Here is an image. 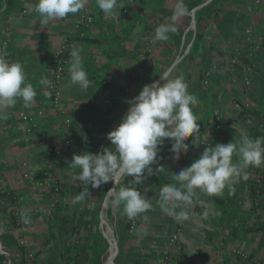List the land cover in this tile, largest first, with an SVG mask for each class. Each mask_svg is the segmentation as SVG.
<instances>
[{
    "label": "crops",
    "instance_id": "0c3cea01",
    "mask_svg": "<svg viewBox=\"0 0 264 264\" xmlns=\"http://www.w3.org/2000/svg\"><path fill=\"white\" fill-rule=\"evenodd\" d=\"M129 1H121L124 10ZM176 1H164L162 13L155 23H140L136 27L124 43V59L117 64L104 55L107 53L120 58V46L115 43L118 34L115 23L98 28L94 37L97 43H78L91 83L87 91H82L71 82L67 66L60 85V109L76 115L70 131L72 146L61 160L49 162L45 156L47 144L60 148L64 134L61 114L45 106L47 99L40 81L46 78V69L54 62V54L62 46L75 18L69 15L45 26L34 11L37 0H0V51L10 62L19 61L24 65L27 82L37 92L31 107L26 108L22 101H18L14 107L0 110V181L14 185L13 180L22 174L24 163L30 173L29 180L22 186L13 187L11 196L0 184V264H104L109 243L99 228L100 219L102 224L104 222L103 213L106 221L110 215L114 217L108 229L115 242L114 264L162 263L176 221L156 205L157 193L164 184L173 183L170 173H178L190 166L202 150L190 145L187 154H182L176 161L169 151L170 142L165 139L159 153L162 157L159 163L165 170L147 177L144 183L137 186L152 201L153 207L141 214L133 235L128 234L123 207H115L110 212L109 201L105 200V194L110 189L109 182L99 188L88 185L90 197L83 203L73 204L72 198L84 188L77 179L79 170L73 172L69 163L74 154L85 151L94 154L101 143L105 147L111 146L106 134L119 124L129 101L145 85L148 62L157 59L161 62L162 46L169 40L153 43L154 32L156 27L165 24L162 17ZM254 1L225 11L217 24L207 28L206 36L200 42V52L193 62L188 61L187 55L182 56L194 42L193 31L190 30L192 22L184 29L181 45L168 50L170 61L161 76L169 70V78L182 75L189 92L198 97L199 104L193 111L199 118L197 123L201 138L206 136L213 112H218L226 122L223 138L209 140L213 147L239 140L242 135L253 139L264 137V49L254 55L252 80L247 88L243 87L240 74L241 67L247 62L240 60L234 68L229 65L231 50L246 27L251 26L255 33L264 37V20L260 18L252 22V17L260 15L262 0L258 6L252 5ZM187 33L189 38L185 40ZM132 70L136 71V77L128 83ZM114 96H117L115 101L112 100ZM105 102L108 105L103 113ZM40 108H44V114L37 117L36 112ZM22 112L35 118L38 125L36 132L26 133V126L19 118ZM191 140L192 137H189L186 143ZM233 162L239 163V157L234 156ZM254 168L246 170L247 180L241 179L236 183L234 191L226 188L220 196L203 192L195 206L186 210L189 218L182 222V252L179 261L174 260L173 264H249L227 257L232 249L240 250L264 264V227L260 231L255 230L259 225L252 204ZM46 171L59 187L60 200L53 211L48 209L50 195L43 179ZM131 180V177L123 179L121 187ZM14 197L22 198L23 215L30 220L28 224L24 223V227L32 258H27L17 245V232L12 227ZM87 205H90L89 209H85ZM79 207L84 210L77 212ZM262 208L264 210V198Z\"/></svg>",
    "mask_w": 264,
    "mask_h": 264
},
{
    "label": "clouds",
    "instance_id": "9594fccd",
    "mask_svg": "<svg viewBox=\"0 0 264 264\" xmlns=\"http://www.w3.org/2000/svg\"><path fill=\"white\" fill-rule=\"evenodd\" d=\"M87 3L88 0H37L34 11L40 16L41 24L46 26L51 21L85 10ZM96 5L106 17L116 16L123 7L119 0H96ZM188 14L184 0H177L174 16ZM175 31L172 24L159 25L153 43L166 41L168 34ZM70 58L71 82L87 91L91 81L85 71L84 57L76 45L71 46ZM160 79L162 83L156 81L143 85L129 101L119 124L106 134L110 147H103L95 154L85 151L73 155L69 164L73 172L79 170L77 179L84 188L72 198L73 204L83 203L90 197L88 185L99 188L111 181L116 186L131 177L132 180L118 190L117 187L109 189L105 200L113 207L123 205V213L129 220L149 211L153 203L137 186L147 177L165 170L159 163L165 139L170 142L169 151L176 161L182 154H187L190 145H205L190 166L178 173H170L173 183L164 184L157 193L156 205L177 222L189 218L185 208L193 203L197 189L211 196L222 195L226 188L234 191L236 183L247 180L249 167L264 165V137L253 139L242 135L239 140L209 146V142L201 139L199 118L193 111L199 99L189 92L184 77L163 75ZM40 83L52 86L47 78ZM36 95L33 85L27 82L24 65L19 61L10 62L0 51V110L12 108L18 101H22L26 108L31 107ZM232 127L236 130L234 124ZM189 137L192 140L186 143ZM234 156L239 157V163L233 162ZM22 220L25 224L30 222L27 215H23Z\"/></svg>",
    "mask_w": 264,
    "mask_h": 264
},
{
    "label": "built area",
    "instance_id": "2783aa9c",
    "mask_svg": "<svg viewBox=\"0 0 264 264\" xmlns=\"http://www.w3.org/2000/svg\"><path fill=\"white\" fill-rule=\"evenodd\" d=\"M260 4V0H255L252 5L258 6ZM252 5L250 4L249 10H251ZM126 11L123 10V14ZM192 12L190 13V15ZM74 16L75 21L71 25L70 31L67 34V37L64 38L62 46L54 54V62L50 64L46 69V78L49 79L52 83V86L44 85L43 91L47 102L45 103L47 109L59 112L61 115V128L64 134V139L60 148H54L51 144H47L45 156L49 162L61 160L70 150L72 146V138H71V127L76 119V115L71 112H64L60 109L61 104V93H60V85L63 81L64 75L66 73V68L70 63V51L71 46L76 45L72 39H84L87 36H94L97 34V29L93 26L94 18L93 14L85 8V10L77 13L70 14ZM191 31H194L193 26L190 27ZM264 49V37L260 34L255 33L254 29L251 26H248L243 31V34L237 44L231 50V56L229 58V65L231 68L237 67V64L240 60H245L247 63L241 67L240 74L242 77L243 87L247 88L251 84L252 80V72L254 69L253 58L257 51ZM188 49H185L182 53V56H186L188 54ZM136 77V71L132 70L128 83L133 82ZM207 84V81L204 82ZM108 102H105V106L103 108V113L106 111V106ZM248 107L247 105H245ZM44 114V108H40L36 112L37 117H41ZM211 121L209 123V128L206 132V136L201 138L203 141L209 142L210 139H222L224 136V129L226 127V122L222 119L221 115L218 112H213L211 115ZM20 120L26 126V133L30 134L37 131V122L34 117L27 115L22 112L19 115ZM207 146V145H206ZM210 146V143H209ZM103 147H105L104 143L99 144L95 148V153L99 152ZM198 147L203 151L205 145L200 144ZM94 153V154H95ZM263 167L261 165L259 167H255L256 170L255 176L253 178V194H252V204L254 209L255 217H261L263 215L262 201L264 198V179H263ZM23 172L17 178L14 179V185L12 184H3L0 181V184L6 190V194L10 196L13 192L14 186H22L26 181L29 180L30 173L29 168L26 163L22 164ZM44 186L50 195V203L48 205V209L53 211L57 208L59 203V187L56 182L53 180L52 176L46 171L43 176ZM123 180H121L122 182ZM112 188L114 184L112 183ZM111 189V188H110ZM203 192L199 189L196 190V194L193 198V203L189 206H186L185 210L191 209L195 206L198 196H201ZM12 216H13V229L17 232V245L22 249L23 253L27 256V258H32L33 254L30 252L29 247L26 242V230L24 227V223L22 220L23 216V201L20 197L12 198ZM90 205H87L85 209H89ZM84 208H78L77 212H82ZM102 216V214H101ZM141 215L137 216L133 220H128V234L133 235ZM99 228L103 231L105 238L109 243V253L106 257L104 264H114V260L116 257V251L113 249L115 245L114 238L110 235V227L102 226V220L100 219ZM182 222H175L173 232L168 239L166 244V254L161 264H173L174 260L179 261V257L182 252V242H181V231H182ZM109 229V230H108ZM227 257L237 258L241 261L248 262L249 264H262L256 259H251L248 254L237 250L232 249L227 253ZM66 264H72V262H67Z\"/></svg>",
    "mask_w": 264,
    "mask_h": 264
},
{
    "label": "trees",
    "instance_id": "16d2710c",
    "mask_svg": "<svg viewBox=\"0 0 264 264\" xmlns=\"http://www.w3.org/2000/svg\"><path fill=\"white\" fill-rule=\"evenodd\" d=\"M121 1L122 0H119L120 4ZM164 1L165 0H130L127 8H125L126 11L125 14H123L124 8H121L119 9V12L117 13L116 16L106 17L97 7L96 0H88L86 8L93 14L94 27L98 30V28L103 29L106 28L108 25H112L113 23H115L116 28L118 30V34L115 36V43L120 46V56H119L120 58H118L117 56H110L109 54L104 53V55L108 60H113L111 62L117 64L118 62L124 59L125 41H127L128 37L132 34V32L136 29V27L140 23L153 24L157 21L158 17L162 13ZM247 1L250 0H211L207 5L199 8L204 4L202 0H184L185 6L188 9L189 14L183 17H175L174 9L176 7V3H177L176 1L174 7L172 6L168 11L165 12V14L162 17V20H164L165 23L174 25L176 31L170 32L168 34L169 42L162 46L163 52L160 54L161 62L158 59L148 62L147 68L145 70L146 78L144 77L145 84H152L165 71L166 65L170 61L168 57L170 53L168 50H170V47H178L181 45L182 34L184 33V29L190 26V22H192V20H194V31L192 32L194 36V42L192 47L189 49L186 57L189 62H193L197 53L200 52L199 46L203 37L206 36L205 30L217 24L225 11L232 10L234 8L239 7L240 5H244ZM259 8H260V15L258 17L257 15L256 17L255 16L252 17V22L256 20L259 21L260 18L264 20V0H262V3ZM191 12L192 14L190 15ZM145 15L146 17H144ZM96 35L87 36L84 39H72V41L76 43V46L80 42L97 43L98 40L94 38ZM185 37H186L185 40L189 38L188 33L185 35ZM96 80H100V78L96 77ZM114 97H112L113 101L116 100L117 96ZM263 179H264V173H263ZM122 183L123 182L117 185V190L119 189V187H121ZM252 194H253V181H252ZM121 207H123V205H121L120 208ZM255 218L257 224L259 225L258 227L256 226L255 230L260 231L264 227V211L261 217H255ZM126 220H127V229H128L129 219L126 218Z\"/></svg>",
    "mask_w": 264,
    "mask_h": 264
},
{
    "label": "rangeland",
    "instance_id": "374dc122",
    "mask_svg": "<svg viewBox=\"0 0 264 264\" xmlns=\"http://www.w3.org/2000/svg\"><path fill=\"white\" fill-rule=\"evenodd\" d=\"M20 118V117H19ZM109 184H110V186L108 187V188H112V182L110 181L109 182ZM109 208H110V212H111V209L113 210V209H115V207H113V206H111V204L109 203ZM109 210V209H108ZM102 217H103V220H104V222H103V225L105 224V223H107V225L108 226H112V224H113V222L112 221H114V217H112V215H110L109 216V218L107 219V221H106V217H105V214L103 213L102 214ZM99 224H100V222H99ZM103 232V231H102ZM108 249H109V245H108Z\"/></svg>",
    "mask_w": 264,
    "mask_h": 264
},
{
    "label": "water",
    "instance_id": "95a60500",
    "mask_svg": "<svg viewBox=\"0 0 264 264\" xmlns=\"http://www.w3.org/2000/svg\"><path fill=\"white\" fill-rule=\"evenodd\" d=\"M211 1V0H210ZM205 5H207V3H204L202 6H200L199 8H201V7H203V6H205ZM198 8V9H199ZM192 26H193V28H194V20H192ZM170 71V70H169ZM169 71H167L164 75H168V73H169ZM157 81H160L161 82V79H159V80H157ZM156 82V81H155ZM114 187H116L115 185L113 186V188Z\"/></svg>",
    "mask_w": 264,
    "mask_h": 264
},
{
    "label": "bare ground",
    "instance_id": "6f19581e",
    "mask_svg": "<svg viewBox=\"0 0 264 264\" xmlns=\"http://www.w3.org/2000/svg\"><path fill=\"white\" fill-rule=\"evenodd\" d=\"M105 205H106V203H105ZM106 208V207H105ZM109 251V250H108Z\"/></svg>",
    "mask_w": 264,
    "mask_h": 264
}]
</instances>
